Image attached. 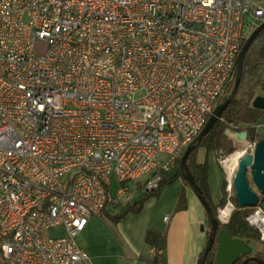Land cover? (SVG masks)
<instances>
[{
    "label": "built area",
    "instance_id": "built-area-1",
    "mask_svg": "<svg viewBox=\"0 0 264 264\" xmlns=\"http://www.w3.org/2000/svg\"><path fill=\"white\" fill-rule=\"evenodd\" d=\"M263 5L0 0V264H92L77 236L133 182L159 187L222 96ZM246 222L264 244V212Z\"/></svg>",
    "mask_w": 264,
    "mask_h": 264
},
{
    "label": "crops",
    "instance_id": "crops-1",
    "mask_svg": "<svg viewBox=\"0 0 264 264\" xmlns=\"http://www.w3.org/2000/svg\"><path fill=\"white\" fill-rule=\"evenodd\" d=\"M255 126L260 133H264V110L260 111ZM237 135L231 136L234 145H247L245 140H240ZM205 160L208 167L209 196L212 203L218 205L224 179L223 160H218L214 153L207 154L204 149H199L197 163L202 164ZM173 175L174 172H171L166 174L165 178L169 179ZM132 191L134 192L130 189L126 196L108 206L103 215L89 218L85 229L77 236V246L88 255L91 263L147 264L139 259L161 253V250H155L145 244L146 232L152 229L165 234L166 264H197L205 248L209 229L205 210L192 190H186L187 207L182 211L174 212L181 191V181L178 179L165 186L158 196L148 198L138 213L127 212L118 220H114L113 216L124 207L116 208V205L132 201L135 192L131 199L127 197ZM227 204L223 209H218V214ZM58 231L64 235L63 230H56ZM253 246L256 247L248 246L252 254L263 252L260 245ZM152 250H155L154 254Z\"/></svg>",
    "mask_w": 264,
    "mask_h": 264
},
{
    "label": "trees",
    "instance_id": "trees-1",
    "mask_svg": "<svg viewBox=\"0 0 264 264\" xmlns=\"http://www.w3.org/2000/svg\"><path fill=\"white\" fill-rule=\"evenodd\" d=\"M235 75L236 66L233 70L230 82L225 85L222 96L216 102V106L220 105L232 90ZM262 95H264V30L256 36L245 53L242 63L241 79L236 95L222 113L221 118L189 154L186 160V166L215 217L218 215V209H223L228 201L232 203L234 211L231 213L228 223L222 224L219 222L218 229L226 230L232 238L242 240L247 246L252 244L260 245L263 248V252L257 251L252 255L264 261V244L260 241L258 232L246 222V218L254 209L238 206L233 196L228 198L227 192L225 191L226 183L224 180L221 185L220 202L218 205H214L209 196L207 162L205 160L202 164L197 163V153L199 149H204L207 154L214 153L218 160H224L230 156L237 149L231 138V136L235 134L246 133L245 142L247 145H255L256 142L264 139V133H260L255 126L260 116V111L253 109L251 106L253 99L256 96ZM183 152L184 150L166 171L163 170L160 172L162 180L156 190L147 191L145 188V179L138 180L133 185L129 186V190L134 189V199L125 204L120 203L116 205V208L121 206L124 207L119 213L113 216V219L118 220L127 212L138 213L143 203L148 198L158 196L165 186L178 179L181 181V191L174 212L184 210L187 207L186 190L191 188L179 169L180 158ZM171 172H174V175L169 179L165 178L166 174ZM105 210L106 209L102 211L101 215H103ZM207 228L209 229L208 221ZM145 244L155 250H161V253L154 254L149 258H140L139 260L147 264H166L165 234L148 229L145 235ZM214 258L215 250L213 247L205 257L204 264H213ZM247 264L257 263L248 262Z\"/></svg>",
    "mask_w": 264,
    "mask_h": 264
},
{
    "label": "water",
    "instance_id": "water-1",
    "mask_svg": "<svg viewBox=\"0 0 264 264\" xmlns=\"http://www.w3.org/2000/svg\"><path fill=\"white\" fill-rule=\"evenodd\" d=\"M262 30H264V22L260 24L245 40L235 61L236 75L232 90L220 105L213 108L204 127L198 136L188 144L180 158L179 169L181 170L184 179L189 184L192 192L204 208L209 223L206 245L197 264H204L205 257L213 247L215 250L213 264H247L248 262L264 264L263 260L252 255L251 248H249L242 240L232 238V236L224 229H218V223L220 222L219 216L217 215L215 217L212 213L209 204L202 196L200 189L195 184L186 166V160L189 154L221 118L222 113L236 95L241 79L242 63L245 53L253 40ZM251 106L255 110H264V96H256L253 99ZM237 137L240 140H245L246 133H240ZM234 154H236V152ZM231 187L233 197L238 206L253 209L259 207L264 212V139L256 142L252 152L241 151L237 158L235 173L231 179ZM233 211L234 207H232L231 213ZM227 223L228 221L222 224Z\"/></svg>",
    "mask_w": 264,
    "mask_h": 264
},
{
    "label": "bare ground",
    "instance_id": "bare-ground-1",
    "mask_svg": "<svg viewBox=\"0 0 264 264\" xmlns=\"http://www.w3.org/2000/svg\"><path fill=\"white\" fill-rule=\"evenodd\" d=\"M240 153L241 152H237L236 154L232 155L231 157L223 161V167L225 168L227 172L228 179H230L232 175L235 173L236 166H237V158L240 155ZM231 210H232V206H229L226 210H224L221 213V218L223 220L227 219Z\"/></svg>",
    "mask_w": 264,
    "mask_h": 264
},
{
    "label": "rangeland",
    "instance_id": "rangeland-1",
    "mask_svg": "<svg viewBox=\"0 0 264 264\" xmlns=\"http://www.w3.org/2000/svg\"><path fill=\"white\" fill-rule=\"evenodd\" d=\"M264 6V5H263ZM236 146V153L237 152H241V151H245L244 149H246V147L248 146V145H243V144H239V145H235ZM235 152H233L230 156H228L227 158H225L224 160H226V159H228L229 157H231L232 155H234V153ZM223 160V161H224ZM221 166V168H222V165H220ZM225 170H223V174H224V181H225V183H226V187H225V191H226V189H227V186H228V184H229V182H230V180L228 179V175H227V173L226 172H224ZM231 179H232V177H231ZM114 182V179L112 178V183ZM134 190V189H133ZM133 195H134V192L132 191V192H130V194L127 196L129 199H131L132 197H133ZM219 215V214H218ZM59 235H62V233L61 232H56V231H52V232H50V236L51 237H58ZM253 245H257V244H252L251 246L253 247V248H255L256 246H253Z\"/></svg>",
    "mask_w": 264,
    "mask_h": 264
}]
</instances>
